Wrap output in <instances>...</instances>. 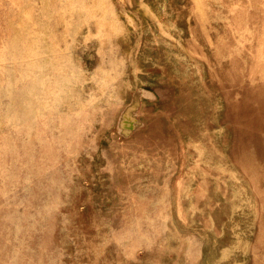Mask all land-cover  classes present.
<instances>
[{
    "label": "rangeland",
    "instance_id": "rangeland-1",
    "mask_svg": "<svg viewBox=\"0 0 264 264\" xmlns=\"http://www.w3.org/2000/svg\"><path fill=\"white\" fill-rule=\"evenodd\" d=\"M0 264H264V0H0Z\"/></svg>",
    "mask_w": 264,
    "mask_h": 264
}]
</instances>
